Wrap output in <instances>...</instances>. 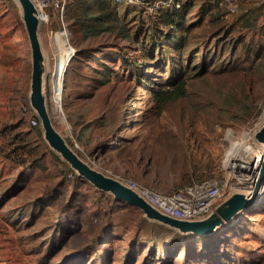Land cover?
<instances>
[{
  "label": "rangeland",
  "instance_id": "obj_1",
  "mask_svg": "<svg viewBox=\"0 0 264 264\" xmlns=\"http://www.w3.org/2000/svg\"><path fill=\"white\" fill-rule=\"evenodd\" d=\"M74 1L68 0L63 20L46 8L39 36L50 115L79 157L124 184L164 193L206 179L230 195L251 192L247 166L258 160L255 134L264 126V0H181L182 28L164 32L158 29L164 28L163 13L110 0L123 34L87 40L70 15ZM172 34L187 37L183 50L176 49ZM83 49L125 80L96 86L69 74L63 79V114H55L51 75L63 62L62 52L75 56ZM122 53L142 67L123 70ZM31 77L20 8L15 0H0V264H199L185 251L204 249V241L215 244L210 261L218 264L223 249L230 255L219 240L234 245L230 251L238 245L262 251L264 198L212 236L181 235L179 243L171 233L157 246V231L152 221L143 222L140 210L69 176L70 166L25 112ZM181 81L182 97L161 105L152 94L174 92ZM185 238L192 243L181 248Z\"/></svg>",
  "mask_w": 264,
  "mask_h": 264
},
{
  "label": "water",
  "instance_id": "obj_2",
  "mask_svg": "<svg viewBox=\"0 0 264 264\" xmlns=\"http://www.w3.org/2000/svg\"><path fill=\"white\" fill-rule=\"evenodd\" d=\"M15 1L20 8L31 48L30 107L39 120L44 138L49 146L61 156L78 178L89 182L101 192L114 195L116 200L137 208L149 221L166 226L181 235L212 236L228 223H237L242 212L251 211L256 207L260 202L259 193L264 183V161L251 192L233 193L220 203L209 217L192 221L179 220L163 214L126 184L104 175L83 161L54 127L47 105L46 58L39 36L43 22L42 13L33 0ZM255 138L259 144L264 145V126L255 134Z\"/></svg>",
  "mask_w": 264,
  "mask_h": 264
},
{
  "label": "trees",
  "instance_id": "obj_3",
  "mask_svg": "<svg viewBox=\"0 0 264 264\" xmlns=\"http://www.w3.org/2000/svg\"><path fill=\"white\" fill-rule=\"evenodd\" d=\"M175 1H180L181 3L180 8H175V7L161 8V9H157L153 13V14L163 13L161 16L162 18L161 21L164 28L163 29L158 28L162 32H164V29H170V30L174 29L177 31V29H179L180 27L182 28L181 24L186 20V17L183 14V11H185L183 7V2L181 0H175ZM207 1H209L214 5L219 4L218 2H213V0H207ZM115 14H116L115 7L111 4L110 0H76L73 3V10L70 13V15L75 20L76 24L79 26L80 34L82 35L83 39L86 40L95 38L97 36H101L107 32L110 33L117 31V33L123 34L122 31L123 25L118 22ZM171 41L176 44V49L180 51L185 48L187 43V37L186 36L184 38L177 37L172 34ZM151 51L153 50L150 49V51L147 53H152ZM120 55L123 59V64H124L122 68L123 70L130 72L131 70L130 66L133 69L142 67V65H140L137 61L133 63L132 59L129 58L128 56H125V54L122 53ZM92 62L95 63V66H87L89 63ZM69 65H70V70H68L66 74L67 80L69 74H72V76H75L76 78L80 76L85 80H87L86 82H93L96 86H106L109 84L118 83V81L125 80L122 79V76H120L118 72L114 71L108 65H105L102 62V59L97 58L96 54H94V52L89 49L80 50L72 58ZM144 79L147 78L145 77ZM170 85H174V84H170ZM184 89H185V81H181L180 83H178V86L174 92H169V90H166L162 93L161 92L158 93L153 90L152 94L156 97L158 102L161 105H163L167 101H171L175 98L182 97L185 93ZM129 94H126L127 99L130 98ZM88 131H89V126L85 127V129L83 130V133L80 136L81 141H83V137L86 135ZM67 170L70 172L69 173L70 177L76 176V174L70 168L69 169L67 168ZM195 182H192L191 184ZM143 222L148 223L149 220L143 217ZM149 223H151V225L157 231V233L155 232V234H153L156 237L157 246L159 244H164L166 239L165 236L166 234L174 233L175 237L179 238L176 241L179 242L181 240V234L174 232V230L155 222H149ZM191 241L192 240H190L189 238H185L183 242L180 244V247L181 248L188 247L189 245H191L192 243ZM218 242H221L222 246H224L226 249L225 251L227 252L229 251V254L231 255L228 256L226 253H223L224 251L223 249L220 255V257L222 258L220 259L221 261H219L218 264H264V262L259 259L258 255L251 250L247 251L246 249H240V248L238 249L237 248L239 247L238 245L236 248H233V250L230 251L229 247L232 248L234 247V245L228 244L225 240H219L215 243ZM204 243H205L204 249L201 248L197 252H194L193 248L190 247L186 248L185 257L195 258L196 263H199V261H201V263L199 264H213V262L210 261L212 252H210L209 247L215 246V244H208L207 241H204ZM166 247L165 248L167 250H171V248H169L170 246H166Z\"/></svg>",
  "mask_w": 264,
  "mask_h": 264
},
{
  "label": "built area",
  "instance_id": "obj_4",
  "mask_svg": "<svg viewBox=\"0 0 264 264\" xmlns=\"http://www.w3.org/2000/svg\"><path fill=\"white\" fill-rule=\"evenodd\" d=\"M40 12L44 13L46 8L55 9L61 19L64 18L65 8L68 0H33ZM117 5L136 7L146 14H153L157 9L175 7L180 8V1L175 0H112ZM218 3H229L232 0H213ZM233 10V8H231ZM25 112L33 126H38L39 120L29 106ZM149 204L163 214L179 220H203L209 217L215 208L230 196V192L224 186L218 185L214 180H199L189 186L175 189L164 193L154 189L144 188L135 182L126 184Z\"/></svg>",
  "mask_w": 264,
  "mask_h": 264
},
{
  "label": "bare ground",
  "instance_id": "obj_5",
  "mask_svg": "<svg viewBox=\"0 0 264 264\" xmlns=\"http://www.w3.org/2000/svg\"><path fill=\"white\" fill-rule=\"evenodd\" d=\"M44 16V15H42ZM43 21V19H42ZM69 37V34H68ZM57 45H59V39H55ZM63 50V49H62ZM74 57L73 52H66L65 54L62 52L63 62L60 60L59 67L56 69L55 72L52 73L50 78V91H51V102H52V108L55 112V114H63L62 109V96H63V79H65L69 63L71 62L72 58ZM47 72V71H46ZM256 139V138H255ZM257 141V140H256ZM258 143V142H257ZM259 144V143H258ZM261 147L259 149V157L258 160H256L254 166H247L248 170L251 172L248 174L249 179L248 181L252 180L251 183L254 185L256 182L257 176L259 174L262 162L264 161V145L259 144ZM253 185L251 189L253 188ZM264 198V183L262 184L260 193H259V200H262ZM207 248V247H206Z\"/></svg>",
  "mask_w": 264,
  "mask_h": 264
},
{
  "label": "crops",
  "instance_id": "obj_6",
  "mask_svg": "<svg viewBox=\"0 0 264 264\" xmlns=\"http://www.w3.org/2000/svg\"><path fill=\"white\" fill-rule=\"evenodd\" d=\"M261 250L262 251L257 252L258 254L256 253V251L253 252H255L258 255L259 259L264 262V248H261Z\"/></svg>",
  "mask_w": 264,
  "mask_h": 264
}]
</instances>
